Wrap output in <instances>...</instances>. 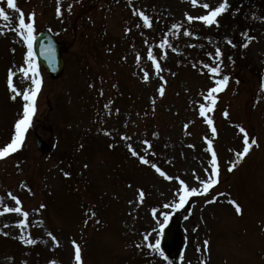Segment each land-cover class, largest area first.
Wrapping results in <instances>:
<instances>
[{"label":"rangeland","instance_id":"374dc122","mask_svg":"<svg viewBox=\"0 0 264 264\" xmlns=\"http://www.w3.org/2000/svg\"><path fill=\"white\" fill-rule=\"evenodd\" d=\"M16 2L26 22L35 12V36L49 31L66 44L65 73L53 81L36 62L42 86L31 126L17 156L0 159V212L21 207L29 213L23 229L17 227L22 215H0V264H76L73 241L80 246L82 264H264V0H256L258 14L245 24L239 22L241 6L227 0L218 27L189 23L186 14H207L223 0H197L196 6L191 0H62L59 17L57 0ZM0 7L11 18L0 19L3 147L13 138L25 103L22 96L11 99L9 69L16 72L13 84L21 92L31 80L18 72L26 66L27 44L10 30L18 26L19 14L7 9L6 0H0ZM139 11L150 16L151 28L136 26L142 25ZM165 20L182 27L168 33L161 25ZM185 30L194 35H183ZM249 37L254 39L249 42ZM164 39L177 51L160 48ZM217 48L220 58H214ZM149 49L161 64L163 80L148 59ZM220 60L222 71L215 78L230 79L216 94L213 111L206 113L216 128L213 134L199 109L211 106L204 99L216 86L209 69ZM141 69L149 73L147 82ZM240 127L259 146L229 172L244 147ZM37 137L46 143L44 152L36 147ZM206 138L217 153L219 183L176 209L172 205L178 202L179 181L199 189L196 177L210 174ZM129 145L174 179L140 163ZM70 169L78 174L77 184L65 175ZM213 198L215 203H207ZM175 216L181 235L176 249L168 251L161 230ZM21 235L35 243H23ZM157 240L159 250L147 247Z\"/></svg>","mask_w":264,"mask_h":264},{"label":"snow or ice","instance_id":"6c2138e0","mask_svg":"<svg viewBox=\"0 0 264 264\" xmlns=\"http://www.w3.org/2000/svg\"><path fill=\"white\" fill-rule=\"evenodd\" d=\"M191 3L193 6L197 5V0H191ZM62 0H57V8L56 12L58 17L63 15L62 11ZM203 8L209 9V4L208 3H203ZM6 7L7 9L13 10L16 13L19 14V19H18V26L16 28H10V30L15 31L24 42L27 44V59H26V66H21L18 69V72L23 74V77L25 79H30L31 80V85L25 89L23 92L18 90L16 86L13 84V78L16 75V72L13 71V69H9L8 72V78H7V83L8 86L13 93L11 96L12 100H15L17 96H22V99L25 101L24 106H23V112H22V117L18 119L15 123V134L11 141L6 144V146L0 147V159L8 157L10 154L15 153L21 146L25 138V133L27 132L28 128L31 126L32 118L36 112V100H37V95L41 90L42 86V81L38 78L39 77V72H38V66L36 64V59L35 55L32 51L33 49V44L35 40V12L29 13V19L31 22H26L25 20V14L24 12L18 7L16 0H6ZM229 5L227 0H223V2L215 7L214 9L210 10L207 12V14L200 15L198 17H193L192 15L186 14V19L189 23H191L193 20H199L203 22L206 26H212L216 25L217 27L219 26V21L218 17L222 15L227 9ZM68 11H71V6H69ZM141 21V24H137V27L143 26L146 28H151L153 26L152 24V19L150 18L149 15H147L144 11H139L138 13ZM0 19L4 21H10V16L5 10V7H0ZM182 27L181 24L176 23L172 25L173 30H178ZM126 31H131L130 29H127ZM3 32H0V35H3ZM183 35L185 36H192L194 35L193 32L185 30ZM251 39H254L252 37H249V42ZM229 44H232L231 40L227 41ZM147 43V42H146ZM165 46L172 48L173 51H177L168 41V39H164L163 42L159 45L160 48H164ZM192 47H195V45H191ZM235 46V45H233ZM243 47L247 48L248 44L244 43ZM13 51H15L13 49ZM48 51H51L49 49ZM148 59L152 61L154 67H155V73L156 75L160 76V73L163 71L161 64L157 61L156 57L153 55L152 51L149 49L148 51ZM209 55H212L211 53ZM223 53L220 50V48H217L215 51V57L214 58H220L222 57ZM165 58H167V54L165 53ZM140 57L137 55V62L139 63ZM222 64V60L219 61L215 66L210 67V73L211 75L215 78L218 77L222 71L220 65ZM195 67V65H193ZM205 67H209L208 65H205ZM143 71V69H141ZM149 79V73L146 71H143V80L144 82H147ZM160 79L163 80V76H160ZM230 77L228 75H223L222 78H215V85L213 87H210L204 97V99L208 102H210V107H206L204 104L200 105V115L204 116L206 119V123L211 127V131L213 134L216 133V128L213 126V120L207 118L206 113L213 111L215 104L217 103V97L216 94L219 93L220 91L224 90V88L227 86L229 82ZM158 92L161 96L164 95L165 89L163 86H161L158 89ZM103 95V92L101 91L100 93ZM155 103V101H153ZM105 107H108V105H105ZM117 112L119 111L118 109L116 110ZM225 116L228 115L227 112L224 113ZM241 133H244V139H243V150L240 152H237L236 159L232 162H230V166L228 168V171L231 172L237 164L244 159L246 155L249 154L250 149L253 146L258 147V142L255 138L251 139V142H249V137L246 132V130L243 127L239 128ZM122 139H130V137L127 136H122ZM207 140V145H208V152L211 153V168L206 169V172H209L210 174L205 178V179H200V177H196L197 180L200 181V185L202 186L201 188L197 187H189L183 180L179 181L180 187L178 188V202L174 203L172 206L175 207L176 209H182L185 204L188 202L190 197L197 196V195H205L207 194L216 184L219 183V178H220V167L218 163V158H217V153L213 150V142L211 139L206 138ZM144 143L148 144V141H145ZM149 147L151 145L149 144ZM191 147V145H190ZM129 151L134 157H137L140 161V163L144 165H150L152 168L155 169L157 173H159L162 177H165V179L172 180L174 179L172 176L167 175L164 171L161 170L160 167H158L155 163H152L149 158H147L144 155H141L139 152H137L134 148H132L131 145H129ZM87 167V165H85ZM66 176L69 175V173H65ZM130 186V185H129ZM144 192L142 190L139 191V197H140V202H143L144 198ZM223 195V194H221ZM9 196H11V199L16 202L17 205L20 204V200L9 193ZM216 200L213 198L212 200L207 201V203H215ZM230 204H232L235 208V211L237 214H242V207L235 201L231 200L229 201ZM41 208L45 207V205H41ZM165 207H168V205H165ZM18 213L22 215L23 220L19 222L17 227L23 229L27 227V222H28V216L29 213L27 211H22L21 207H3V211L0 212V215H4L5 213ZM168 219L167 214H165V221ZM99 223V221H97ZM9 225H4V227H8ZM4 235H8V233H3ZM51 236L52 234L49 233ZM20 239L22 240L23 243L27 245H32L35 243V240L31 238H25L23 235H21ZM145 241H147L148 237H144ZM53 240H55V237H53ZM74 249H75V261L76 264H82V259H81V249L78 244H76L75 241L72 242ZM209 245V241L205 240L204 245H203V251H207ZM137 248L141 247V245H136ZM147 247L149 249H155L159 250L160 249V243L159 240L155 242V244H148ZM160 255L163 256L164 253L160 252ZM167 259V257H165ZM51 264H55V261L51 262ZM201 264H207L206 261H202Z\"/></svg>","mask_w":264,"mask_h":264},{"label":"water","instance_id":"95a60500","mask_svg":"<svg viewBox=\"0 0 264 264\" xmlns=\"http://www.w3.org/2000/svg\"><path fill=\"white\" fill-rule=\"evenodd\" d=\"M43 37H46V36L42 35V38ZM42 38L37 40V44H36L37 50L42 47L41 45ZM43 43L44 44L46 43L48 46L51 45L53 48H55V53L57 55L55 56V58L51 59L53 63L46 64V61L44 60H41V63L47 69V71L49 72V75L52 78L54 79L59 78L62 75L63 69H64V63L61 57L62 45H60L59 43H56L55 39L52 36H48L47 40L43 39ZM53 53L54 52H52V54ZM37 144L43 150V143H41L40 140L38 141ZM178 227H179V221H178V218H176L174 220L173 225L164 230V233H163L164 244L168 249H174L178 243V239H179Z\"/></svg>","mask_w":264,"mask_h":264}]
</instances>
